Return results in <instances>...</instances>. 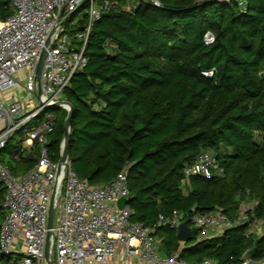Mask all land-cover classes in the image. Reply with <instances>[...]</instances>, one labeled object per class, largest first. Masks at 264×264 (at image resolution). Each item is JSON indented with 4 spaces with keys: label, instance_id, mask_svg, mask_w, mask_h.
Listing matches in <instances>:
<instances>
[{
    "label": "trees",
    "instance_id": "1",
    "mask_svg": "<svg viewBox=\"0 0 264 264\" xmlns=\"http://www.w3.org/2000/svg\"><path fill=\"white\" fill-rule=\"evenodd\" d=\"M106 1L86 46L89 61L64 92L74 105L69 151L76 172L103 185L129 164L133 221L153 224L161 213L182 212L194 236L181 241L178 228L159 226L163 254L237 264L250 249L263 260L264 228L256 234L250 222L238 223L203 237L193 215L221 209L236 220L241 202L255 197L252 217H264V0H247L245 7L224 0H161L160 6L97 0ZM87 7L72 30L86 24ZM14 11L12 0H0V18ZM208 31L215 34L210 44ZM47 109L36 121L47 118ZM54 109L48 146L58 159L67 110ZM23 137L14 133L0 153L16 175L41 156L40 144L28 149ZM202 149L216 154L223 173L194 175L187 184L184 169ZM5 194L0 182V231Z\"/></svg>",
    "mask_w": 264,
    "mask_h": 264
},
{
    "label": "built area",
    "instance_id": "2",
    "mask_svg": "<svg viewBox=\"0 0 264 264\" xmlns=\"http://www.w3.org/2000/svg\"><path fill=\"white\" fill-rule=\"evenodd\" d=\"M147 1L158 6L162 4L161 0ZM224 1H236L244 7L247 3V0ZM86 3V24L72 37L66 23ZM12 5L14 13L6 20L0 18V153L9 138L22 131L25 133L24 147L38 142L41 156L21 175L14 174L0 157V182L6 187L0 264H134L136 260L147 264H220L212 258L188 261L179 251L163 254L156 233L158 227L169 224L178 228L184 221V214L175 209L170 214L161 213L153 224L133 221L134 209L130 203L123 208L118 204L121 197L130 198L131 195L130 165L111 181L103 185L93 184L78 175L70 156L66 162L53 158L48 143L55 119L47 117L36 121L48 104L64 98L74 74L87 65L86 46L90 35L110 3L97 0H12ZM127 8L130 9L131 5ZM78 22L76 20L74 24ZM214 40L215 34L208 31L206 43ZM45 47L41 103L37 95V66ZM25 69L23 77L21 71ZM205 74L212 75L213 70L205 71ZM222 173L223 167L216 154L205 149L184 169L187 184L194 175L210 178ZM53 196L54 222L49 228ZM258 204V198L244 199L236 220L216 209L211 213H195L193 221L203 237L221 234L227 227L238 223L259 222L261 225L264 217H252ZM49 230L50 246L46 255ZM249 250L244 251L237 264H264V259L251 257ZM3 256L10 258L3 261Z\"/></svg>",
    "mask_w": 264,
    "mask_h": 264
},
{
    "label": "water",
    "instance_id": "3",
    "mask_svg": "<svg viewBox=\"0 0 264 264\" xmlns=\"http://www.w3.org/2000/svg\"><path fill=\"white\" fill-rule=\"evenodd\" d=\"M50 40L47 41V46L49 45ZM46 52L47 48L45 47L41 53L38 66H37V79H38V91L37 95L41 103H43L41 99V92H42V69L44 65V61L46 58ZM50 107H62L67 110V115L65 117L64 121V135L61 141V146H60V161L61 162H66L70 156V151H69V145L71 142V128H72V116L74 113V105L72 101L62 98L58 99L46 106V108ZM130 198L127 197H121L118 201V204L121 208H123L127 203H129ZM54 212H55V196H53L51 204H50V209H49V217H48V227L51 228L53 226L54 222ZM50 235H51V230L48 231V238H47V248H46V255L49 254V246H50ZM193 230L192 227L188 224L187 220H184L181 222V224L178 227V238L181 241H189L193 238Z\"/></svg>",
    "mask_w": 264,
    "mask_h": 264
},
{
    "label": "rangeland",
    "instance_id": "4",
    "mask_svg": "<svg viewBox=\"0 0 264 264\" xmlns=\"http://www.w3.org/2000/svg\"><path fill=\"white\" fill-rule=\"evenodd\" d=\"M140 2V0H129V3L132 5V6H136V4L137 3H139ZM83 14H84V10L82 9V10H79V11H77L76 12V14L72 17V18H70L68 21H67V26H68V33L72 36V37H74L75 36V33H76V29L75 30H72L71 28V25H72V23H74V21H76V20H79L82 16H83ZM77 40V39H76ZM77 41H79V40H77ZM22 72V74H23V77L25 76L24 75V73L26 72V69L25 70H23V71H21ZM20 72V73H21ZM21 90H23V88L21 89ZM18 94L19 95H22L23 93L22 92H18ZM24 95H27L26 93H24ZM54 108H57V107H50V108H48L46 111H45V113H46V116L47 117H52V118H54V119H56L57 118V112L55 111L56 109H54ZM64 113H60V115H63ZM55 215H57V209H56V213H55ZM250 228H251V230L252 231H254L256 234H260V233H262L263 232V228H264V223H262L261 225H259V222H256V223H253V224H251V226H250ZM215 234H217V233H215Z\"/></svg>",
    "mask_w": 264,
    "mask_h": 264
},
{
    "label": "crops",
    "instance_id": "5",
    "mask_svg": "<svg viewBox=\"0 0 264 264\" xmlns=\"http://www.w3.org/2000/svg\"><path fill=\"white\" fill-rule=\"evenodd\" d=\"M31 147H27V148L29 149ZM213 235H215V234H213ZM134 264H147V263L136 260V261H134Z\"/></svg>",
    "mask_w": 264,
    "mask_h": 264
}]
</instances>
